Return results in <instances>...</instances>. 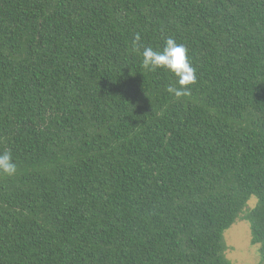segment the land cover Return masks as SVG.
Here are the masks:
<instances>
[{
  "label": "trees",
  "instance_id": "trees-1",
  "mask_svg": "<svg viewBox=\"0 0 264 264\" xmlns=\"http://www.w3.org/2000/svg\"><path fill=\"white\" fill-rule=\"evenodd\" d=\"M4 151L0 264H234L238 219L264 261V0H0Z\"/></svg>",
  "mask_w": 264,
  "mask_h": 264
},
{
  "label": "clouds",
  "instance_id": "clouds-1",
  "mask_svg": "<svg viewBox=\"0 0 264 264\" xmlns=\"http://www.w3.org/2000/svg\"><path fill=\"white\" fill-rule=\"evenodd\" d=\"M140 35L135 37L134 44L139 42ZM142 65L145 69L155 70L163 68L171 72L177 79L176 86H169L167 91L176 98L190 94V85L196 83L195 69L188 57V50L174 38H167L162 51H156L151 47L143 48ZM17 173V164L9 151L0 152V175L12 177Z\"/></svg>",
  "mask_w": 264,
  "mask_h": 264
},
{
  "label": "rangeland",
  "instance_id": "rangeland-1",
  "mask_svg": "<svg viewBox=\"0 0 264 264\" xmlns=\"http://www.w3.org/2000/svg\"><path fill=\"white\" fill-rule=\"evenodd\" d=\"M256 200L253 197L248 206H254ZM224 239L227 246L225 254L234 264H264L258 247L251 244V228L246 220L238 219L225 231Z\"/></svg>",
  "mask_w": 264,
  "mask_h": 264
}]
</instances>
